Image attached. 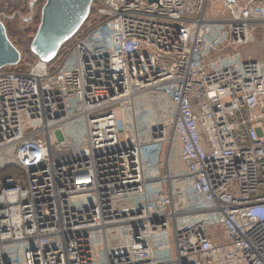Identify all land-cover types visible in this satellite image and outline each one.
I'll return each instance as SVG.
<instances>
[{
    "label": "built area",
    "instance_id": "1",
    "mask_svg": "<svg viewBox=\"0 0 264 264\" xmlns=\"http://www.w3.org/2000/svg\"><path fill=\"white\" fill-rule=\"evenodd\" d=\"M209 1L94 0L56 66L0 72V166L23 172L0 181V264H264V62H205L202 30L225 19L237 43L262 14L215 0L228 15L206 18ZM113 22L109 48H90ZM150 89L167 93L171 128L122 140L106 106Z\"/></svg>",
    "mask_w": 264,
    "mask_h": 264
},
{
    "label": "rangeland",
    "instance_id": "2",
    "mask_svg": "<svg viewBox=\"0 0 264 264\" xmlns=\"http://www.w3.org/2000/svg\"><path fill=\"white\" fill-rule=\"evenodd\" d=\"M45 0H0V19L3 22L6 33L10 41L15 45V47L20 51L21 54V62L14 67L0 69L1 72L3 71H13V70H20L22 72H26L29 69L30 64L36 62L38 59L37 56H34L31 52H29V46L33 35L35 34L36 28L38 26L40 20V10ZM92 7V6H91ZM257 8V7H256ZM94 12L91 13V20L94 16ZM212 15L213 18H226L228 15V10L220 3L216 1H209L205 17H209ZM90 16V15H89ZM86 20L88 19V17ZM87 22V25L91 21ZM111 28V23H107L103 27H101L96 32L89 35L87 39L88 43H93L95 41H106L109 36V32ZM224 26H213L212 29L209 31L210 35L213 34L212 37L219 33ZM87 29V27H86ZM85 31V30H84ZM241 48V47H240ZM248 49L251 51L252 54H260L264 53V45H252L248 46ZM62 50L57 53L58 56L52 61L53 65L56 66L59 60L61 59ZM225 53H218L217 51L210 50L207 55L206 59H212L214 57L220 58L226 55ZM241 54L244 56V59H249L248 52L245 50V45L241 48ZM261 55V54H260ZM264 55V54H263ZM264 59V58H263ZM166 97L157 93V92H146L142 95H139L135 102L138 103V107L143 106L144 104L149 105L150 109L155 113L157 111L162 112L166 106ZM146 110V109H145ZM144 113V112H143ZM150 115H148L149 117ZM138 119V117H137ZM123 126L125 128L126 134L129 138H133L134 136V125L133 120L131 117V108L129 106H125L123 109ZM141 120H139V123ZM140 125V124H139ZM178 151L179 146L176 148L175 157L177 158V170L183 169L182 165L178 161ZM165 157V153H163L162 158ZM22 169L17 167L14 163H8L4 166H0V181L4 179L6 176H21ZM213 238L216 242L225 241L222 236L218 234H212ZM170 251V254L168 252ZM168 252L157 251L158 257H162V255H167L162 258L171 259L174 255V247Z\"/></svg>",
    "mask_w": 264,
    "mask_h": 264
},
{
    "label": "bare ground",
    "instance_id": "3",
    "mask_svg": "<svg viewBox=\"0 0 264 264\" xmlns=\"http://www.w3.org/2000/svg\"><path fill=\"white\" fill-rule=\"evenodd\" d=\"M211 1H215V0H211ZM93 2H94V0H93ZM93 2L91 3V6L93 5ZM171 2H172V4H175V3H178V0H171ZM178 4H180V3H178ZM91 6H90V9H91ZM182 9H183V7H181V10ZM260 10H261V14H262L261 20L260 21H254V22H251V23L247 24V27H246V30H245V33H244V36H243L242 40L240 42H237V43H232L231 42L230 28L224 22L225 19H223V20H212V21L207 20L208 21L207 23L204 22L203 25H202L203 26L202 30L204 31L203 35H205L207 37L209 43L211 44L210 46L206 47L205 50H204V53H203L204 61L208 63V62L221 61V60L222 61H225V60H236V61H239V62H250V63H258V64L259 63H263L264 59H254V60L253 59H244L242 56H240V53H239V48L241 46L247 44L248 40H250V37L248 35L250 26L252 24H257L259 26H263L262 24H264V11L261 8H260ZM92 20H93V18H92ZM92 20L90 21V23L92 22ZM90 23L88 25H90ZM213 26H224V28H222V30L219 33H216V35L214 37H212L213 34L210 35L209 31L212 29ZM116 27H117L116 23L113 22L111 24V28L114 29V30L111 29V32L115 31ZM78 32H79V29L77 30V32L70 39H68L66 42H64L61 45L60 48H62V50H63L64 46L67 43H69L70 40H72L74 38V36ZM98 42L102 43L105 46V47L103 46L104 48H106L105 50H107L109 48V44H110L109 38L106 41H98ZM88 44L90 45V46L89 45L88 46L90 48H92V47H94L95 42L88 43ZM60 48L58 49L57 53L59 52ZM210 50L217 51L218 53H225V52H227V53H226L225 56L220 57V58L214 57L212 59H206L208 53L210 52ZM57 53H56V55H57ZM56 55H55V57H56ZM52 60L49 63H52ZM44 63H46V62H44ZM47 64H48V62H47ZM152 91L153 92H157V93L165 96L166 97L165 101L168 103V96H167V93L165 91H161V90L154 91V90L150 89V90H144V91H142L141 93H138V94L133 93V92L132 93L128 92L124 99L118 100L116 102H111V103H109L106 106V107H116V109L114 108L115 112H116L117 116H119L121 118H123V109L125 108V106H129L131 108V117H132L133 125H134V136H133V138H129L127 136V134H126L125 128H123V131L121 133V139L122 140H126L128 142L129 141L133 142L135 140L136 141H140V142H145L148 139L149 132L151 130H156L157 127H161V125L163 123H164L163 126L167 125V127L169 129L171 128L172 123H173L174 109H171V110L168 109L167 110L165 108L161 112V115H160L159 111L154 113L149 108L150 106L146 105L147 103L143 105V108H141V106L138 107V105H137L138 103L135 102L136 98L139 95H142V94H144L146 92H152ZM141 113H143V115H139ZM146 114L150 115L148 120H146L147 121V123H146L147 125H145V123L142 125V123H139L140 117H143V116L146 117ZM137 117H138V119H137ZM59 118H60V121L62 123L61 131H62L63 135L66 138L67 137L77 136L78 139H80V138H83L85 136V134H84L85 133V127H82V130H80V133H77V124H73V123L72 124H68V120H66V119L62 120L63 118H61V117H59ZM80 127L81 126H79V128ZM52 137H55V134ZM174 137L178 141L177 136L174 135ZM172 142H174V147H175L174 151L175 152H176L177 146H179V150H181V145H180L179 142L177 143L176 141H173V140H172ZM6 152H4V154L9 153V152H7V153ZM175 152L173 153V156H172L171 165H172L174 170L175 169L177 170V158L175 157ZM165 157H166V155H165ZM175 187L179 188L180 191H182V192L185 191L184 190L185 188L188 190V187L185 184H182V183L175 184ZM188 196L190 197L189 193H188ZM177 218H180V217H177ZM219 233H220V234H218L219 236L223 235L222 232L219 231ZM222 237L224 238V236H222ZM171 248H172V245H171ZM157 251H162V250H157ZM157 251H156V255H157ZM169 254H170V251H169Z\"/></svg>",
    "mask_w": 264,
    "mask_h": 264
},
{
    "label": "water",
    "instance_id": "4",
    "mask_svg": "<svg viewBox=\"0 0 264 264\" xmlns=\"http://www.w3.org/2000/svg\"><path fill=\"white\" fill-rule=\"evenodd\" d=\"M92 2L93 0H45L40 10L38 26L30 42L31 52L41 61L50 62L61 45L83 24ZM20 57V51L8 38L0 19V69L17 65Z\"/></svg>",
    "mask_w": 264,
    "mask_h": 264
},
{
    "label": "crops",
    "instance_id": "5",
    "mask_svg": "<svg viewBox=\"0 0 264 264\" xmlns=\"http://www.w3.org/2000/svg\"><path fill=\"white\" fill-rule=\"evenodd\" d=\"M252 5L254 7L257 8H261L264 11V0H252ZM209 17L213 18L212 15L210 16V14H208ZM263 26H259L257 24H252L249 28V32L248 35L250 37V40H248L247 44H245V50L248 52V56H246L249 59H263L264 58V53H260L259 55L257 54H252L251 51L248 49V46H252V45H264V24H262ZM242 48V46H241ZM241 48H239V53L240 56L244 57L241 54ZM264 52V51H263ZM141 108H143V106H141ZM139 115H143V113L139 114ZM161 115V112H160ZM148 115L146 114V117H140V122L142 123V125L145 123V125H147V121L148 120ZM152 118V117H151Z\"/></svg>",
    "mask_w": 264,
    "mask_h": 264
},
{
    "label": "trees",
    "instance_id": "6",
    "mask_svg": "<svg viewBox=\"0 0 264 264\" xmlns=\"http://www.w3.org/2000/svg\"><path fill=\"white\" fill-rule=\"evenodd\" d=\"M92 11H93V9H92V7H91V9H90V11H89V14H88V16H89V15H90V16L88 17L87 20H85V22L83 23V25L79 28V32H78V33H81L82 31L86 30L87 22L89 21V19L91 20V13H92ZM78 33H77V34H78ZM77 34H76V35H77ZM76 35H75V36H76ZM75 36H74V37H75ZM28 50H29V52H31L30 48H29ZM61 50H62V48H60L59 52H60ZM59 52H58V53H59ZM31 53H32V52H31ZM32 54H33V53H32ZM33 55H34V54H33ZM34 56H35V55H34ZM57 56H58V54L56 55V57H57ZM56 57H55V58H56ZM55 58H54V59H55ZM20 59H21V58H20ZM54 59H53V60H54ZM53 60H52V61H53ZM20 62H21V60H20ZM52 63H53V62H52ZM10 67H14V66H7V67H4L3 69H5V68L7 69V68H10ZM13 71H15V70H13ZM16 71H18V72H22V71H20V70H16Z\"/></svg>",
    "mask_w": 264,
    "mask_h": 264
}]
</instances>
